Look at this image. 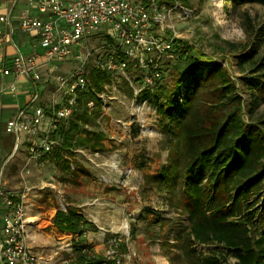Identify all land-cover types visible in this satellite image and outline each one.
<instances>
[{
  "label": "rangeland",
  "instance_id": "374dc122",
  "mask_svg": "<svg viewBox=\"0 0 264 264\" xmlns=\"http://www.w3.org/2000/svg\"><path fill=\"white\" fill-rule=\"evenodd\" d=\"M158 2L165 4L166 23L178 39L212 58L211 63L220 64L248 102L247 88L254 82L243 86L241 78L260 76L263 70L252 74L250 63H240V59L251 51L256 42L254 32L260 29L263 36L254 59L264 64V6L249 3L234 7L232 0H184V5L180 0ZM224 42L242 44L245 51L230 52ZM105 44L101 34L83 42L79 56L89 53L84 67L88 69L97 59L112 58L124 64L127 75L137 74L141 80V72L132 73L130 65ZM179 61L175 55L159 58L161 78L155 86L171 84ZM80 65L78 60H70L47 71L50 77L44 75L40 80L42 107L65 103L69 98L66 84L56 77L70 81ZM122 80L116 74L105 86L96 125H87L104 133L100 141L91 139L86 148L54 150L38 159L31 158L27 143L14 147L9 155L0 152L1 186L15 195L26 194L28 243L39 264H71L75 260L73 246H82L95 264H191V257L184 254L177 239L179 228L188 225L187 217L171 204L168 187L160 177L168 174L166 169L176 155L168 122L156 112L154 85L135 99ZM259 113L264 114V103L253 112ZM56 153L60 159L55 158ZM175 186L180 197L179 182ZM59 209L82 212L96 231L88 230L81 236L60 231L52 223ZM254 224L252 235L263 232L257 214ZM191 248L198 256L215 253L225 264L235 262L232 254L217 244Z\"/></svg>",
  "mask_w": 264,
  "mask_h": 264
},
{
  "label": "trees",
  "instance_id": "16d2710c",
  "mask_svg": "<svg viewBox=\"0 0 264 264\" xmlns=\"http://www.w3.org/2000/svg\"><path fill=\"white\" fill-rule=\"evenodd\" d=\"M180 1L184 5V0ZM232 2L234 7L249 3L264 6V0ZM249 25L250 21L247 28ZM254 35L256 42L240 63L249 62L252 74L263 73L241 78L246 83L243 86L254 82L247 88L248 102L220 64L211 63L212 58L178 38L173 43V55L180 61L171 84L152 88L156 112L168 122L167 132L176 152L166 169L168 174L160 177L168 187L171 204L187 217L188 225L179 228L177 239L184 254L191 257V264H225L221 255L198 256L191 248L207 244L222 246L232 254L234 264H264V114H253L264 103V64L254 59L263 32L258 29ZM224 44L230 52L245 51L242 44ZM88 70L89 88L77 91L75 111L60 129V152L86 148L91 139L104 138L103 132L87 125H96L101 109L98 95L112 76L93 64ZM122 82L131 96L127 82ZM11 139L8 136L7 141ZM55 158L60 159L59 154ZM176 182L182 188L180 197L176 196ZM256 214L263 232L252 235ZM52 223L60 231L77 236L96 231L94 223L75 209L57 210ZM73 252L71 264L96 263L94 258H87L82 246H73Z\"/></svg>",
  "mask_w": 264,
  "mask_h": 264
},
{
  "label": "built area",
  "instance_id": "2783aa9c",
  "mask_svg": "<svg viewBox=\"0 0 264 264\" xmlns=\"http://www.w3.org/2000/svg\"><path fill=\"white\" fill-rule=\"evenodd\" d=\"M31 3L39 14L48 18L20 17V29L37 33L40 51L15 56L10 63L14 76L38 81L41 77L38 67L43 63H51V71L61 62L78 60L81 63L71 74L70 81L56 77L67 87L69 98L64 104L42 107L36 92L29 104L6 122L5 130L13 136L15 149L27 143L31 158L38 159L59 149V132L75 111L76 93L89 88V70L83 62L89 53L83 58L79 56L83 42L103 35L105 45L118 57L124 56L132 73L141 72V80L137 74L127 75L124 64L119 65L112 58L92 63L107 70L112 78L120 75L136 99L161 78L159 58L173 57V43L178 37L166 23L165 4L158 0H31ZM9 89L13 91L14 85ZM98 97L101 100L103 92ZM92 105V102L87 104L88 108ZM25 197V193L15 195L0 184V264H39V258L27 244L30 221Z\"/></svg>",
  "mask_w": 264,
  "mask_h": 264
},
{
  "label": "crops",
  "instance_id": "0c3cea01",
  "mask_svg": "<svg viewBox=\"0 0 264 264\" xmlns=\"http://www.w3.org/2000/svg\"><path fill=\"white\" fill-rule=\"evenodd\" d=\"M23 15L39 17L43 20L48 18L38 13L31 0H0V17L3 18L2 21L0 20V152H5L7 155L11 154L15 144L13 136L11 142L7 141L8 136L11 135L5 130L6 122L19 109L28 105L36 92L39 93L38 104L41 105L44 90L40 80L44 75L49 76L47 71L53 67L51 63L41 64L38 67L41 76L38 81L30 77L14 76L10 63L15 56H28L40 51L37 33L24 31L18 26V21ZM10 85H14L13 91L9 89ZM27 244L29 246L28 239Z\"/></svg>",
  "mask_w": 264,
  "mask_h": 264
}]
</instances>
